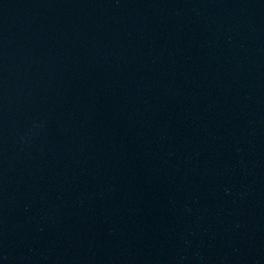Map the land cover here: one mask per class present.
Segmentation results:
<instances>
[{
  "label": "water",
  "instance_id": "95a60500",
  "mask_svg": "<svg viewBox=\"0 0 264 264\" xmlns=\"http://www.w3.org/2000/svg\"><path fill=\"white\" fill-rule=\"evenodd\" d=\"M0 264H264V0H0Z\"/></svg>",
  "mask_w": 264,
  "mask_h": 264
}]
</instances>
